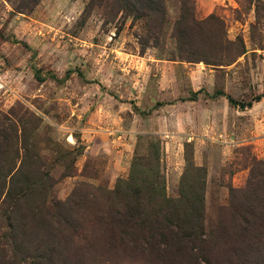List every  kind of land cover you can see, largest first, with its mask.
<instances>
[{
  "label": "rangeland",
  "instance_id": "374dc122",
  "mask_svg": "<svg viewBox=\"0 0 264 264\" xmlns=\"http://www.w3.org/2000/svg\"><path fill=\"white\" fill-rule=\"evenodd\" d=\"M186 2L192 21L178 37ZM24 3L0 0V125L14 122L27 144L14 188L24 196L12 213L24 151L0 150V238L13 227L29 233V254L51 264H181L107 244L109 228L94 225L89 207L71 236L63 229L48 243L47 224L36 233L29 211L30 201L55 211L88 200L105 216L107 191L161 140L168 197L181 195L187 143L207 169L208 248L182 264H264V0H166L159 39L113 0ZM43 172L52 175L48 193L38 186ZM246 210L249 226L239 217Z\"/></svg>",
  "mask_w": 264,
  "mask_h": 264
},
{
  "label": "trees",
  "instance_id": "16d2710c",
  "mask_svg": "<svg viewBox=\"0 0 264 264\" xmlns=\"http://www.w3.org/2000/svg\"><path fill=\"white\" fill-rule=\"evenodd\" d=\"M24 1L25 6H28L40 0ZM95 1L97 0H93V2ZM113 1L121 11L128 13L130 16L134 15L137 18L145 19L150 35L154 36L155 39L161 37L164 24L168 21L166 0ZM190 21H192V8H188V2H186L180 18L176 22L178 37L183 33L186 34ZM196 94L198 97L199 93ZM216 94L226 96L222 91H218ZM226 97L232 105H239L241 108L247 106L239 104L231 96ZM21 123L23 126L22 119ZM8 127L15 128V138L10 134H6V131L9 130ZM20 138H22L23 144H20ZM24 142H26V139L24 135H18V126L14 122L11 121L10 124L3 122L0 125V150L2 153L15 151L20 155L21 150L24 151L23 163L10 182L8 197L12 199L9 206L11 213L19 207L20 199L24 196V189L18 193L14 190L16 179L23 173L26 166L27 144ZM161 144V140H158L155 148H150L146 156L136 157L130 177L119 178L115 189L107 191L110 198L107 204L109 205L107 206L108 214L105 216H103L102 210L90 205L91 202H88V200L86 203L89 205H86V203L77 204V202L72 204L70 200L61 201L55 207V211L49 206L46 207V204L30 201L29 211L32 222H34L35 228L33 229L35 232L38 233L36 227L42 220L49 228L46 231L47 238L44 239L48 243L53 244L56 237H60L58 232L63 229L70 231L71 236L74 231L72 228H78L85 222L83 214L85 215L86 208L89 207L90 210L93 208L95 213L94 225L97 227V225L103 224L109 228L111 241H106V243H110L115 248L125 250L131 248L134 251L147 253L156 261L171 262V259L176 258L177 262L180 261L179 263L182 264L184 261L189 262V260L197 259L198 254L208 248L210 238L204 230L207 169L204 166L195 164L194 156L187 149L189 147V143H187V168L182 176L181 195L178 199L168 197L166 194V179L160 167ZM38 174L41 175L39 188L45 186V192L48 193L51 188L52 175L48 172ZM250 195V192L245 191L243 197ZM260 208L264 210V205H260ZM248 215L249 210H246L245 215L239 216L244 218L243 224L247 226L250 225ZM37 216L43 217L38 219ZM263 221L264 217L260 216L258 223L263 224ZM40 224L42 223L40 222ZM27 237L31 241L26 239ZM27 237L20 236L15 227L3 235L0 238V264H51L52 258H48V261L38 260L29 254L28 244L32 241L36 243V241L29 233H27ZM57 252L64 253L62 249ZM67 252L68 255L65 259H74L72 253ZM58 256L57 253L53 254V257ZM206 264L210 263L206 262Z\"/></svg>",
  "mask_w": 264,
  "mask_h": 264
}]
</instances>
